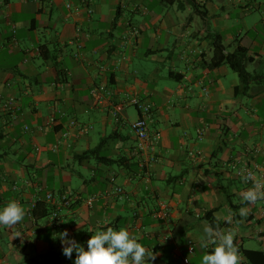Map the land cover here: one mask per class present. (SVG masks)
Instances as JSON below:
<instances>
[{"label": "crops", "instance_id": "obj_1", "mask_svg": "<svg viewBox=\"0 0 264 264\" xmlns=\"http://www.w3.org/2000/svg\"><path fill=\"white\" fill-rule=\"evenodd\" d=\"M197 1L205 19L189 0H0V206L25 209L0 225V264H74L54 235L87 247L107 227L155 248L154 264H200L215 246L200 239L210 210L239 264L244 249L264 253V199H242L244 170L264 173V0ZM255 12L261 29L247 25ZM217 37L227 52L249 47L263 78L243 90L227 63L211 69ZM133 98L161 133L145 161ZM160 202L169 219L152 216Z\"/></svg>", "mask_w": 264, "mask_h": 264}, {"label": "clouds", "instance_id": "obj_2", "mask_svg": "<svg viewBox=\"0 0 264 264\" xmlns=\"http://www.w3.org/2000/svg\"><path fill=\"white\" fill-rule=\"evenodd\" d=\"M244 180H252L253 184L242 194L243 201L251 203L264 199V181L255 179L251 172ZM248 214L246 207L239 209L241 217ZM24 216V207L15 199L0 206V225H17ZM230 219L231 217L229 222ZM54 237L61 240L66 257L71 259L73 252L76 253L74 264H148L149 261L154 264L156 259V253L152 249L149 250L137 235L130 234L124 227L97 230L87 241V247L69 237L67 230ZM200 239L202 247L207 248L208 242L215 245L210 252L202 256L200 264H239V249L234 243L233 230L222 232L218 226L205 224Z\"/></svg>", "mask_w": 264, "mask_h": 264}, {"label": "trees", "instance_id": "obj_3", "mask_svg": "<svg viewBox=\"0 0 264 264\" xmlns=\"http://www.w3.org/2000/svg\"><path fill=\"white\" fill-rule=\"evenodd\" d=\"M165 1H167L169 3L175 2V0H165ZM189 1L191 2L195 12L200 14L203 17V19H205L206 12L200 9L199 2L197 0H189ZM218 38L219 37H217L216 41L214 42L213 57L210 60V62L208 63V65L211 69L219 66L222 63H227L235 72L238 73V75L240 77V81H241V84L239 86L243 90L247 89L249 84L252 83L253 81H258V80L263 78V76H261L259 74L251 73L246 67V64L248 62H251L254 60V56H252L249 53V47L241 45L240 43H238L233 51L227 52L226 46ZM100 86H102V85H97L95 87H100ZM97 151H98V148L94 149V150H90L87 153L80 155L79 158L91 157L92 155L96 154ZM104 161L114 162L115 160L104 159ZM64 195H67V197L64 198ZM53 197H54V195H53ZM61 200H62V203L65 205L71 204V197L68 194H63ZM67 200H70L69 204H66ZM37 204H38V202L34 206L36 207ZM55 208H56V206H55ZM55 208L53 209V207H52L51 213H52V215L57 214L54 217L59 218L58 209H55ZM213 211L214 210L208 211L206 213V217L209 219V221L213 225V227H216V226L219 227V223L213 217ZM33 214H34V212H33ZM243 253H244L245 257L247 258V261L250 264H264V253L262 251L244 249Z\"/></svg>", "mask_w": 264, "mask_h": 264}, {"label": "built area", "instance_id": "obj_4", "mask_svg": "<svg viewBox=\"0 0 264 264\" xmlns=\"http://www.w3.org/2000/svg\"><path fill=\"white\" fill-rule=\"evenodd\" d=\"M39 1V0H38ZM105 91L104 86L100 87H92L91 93L92 95L100 101L102 99V93ZM132 103L137 106V108L140 111V117L132 123V127L136 132L137 138H138V143H137V150L139 153L143 155V160H148V157L146 158L145 156H149L150 152L153 151L155 147L156 141H158L161 138V133L159 131H156L154 133H150V126L149 122L151 121V105L147 102L142 101L139 98H133ZM122 109V106L119 105L115 108L113 111V115L115 119L120 118V111ZM54 118L50 119V122H54ZM251 172L254 176L255 179L264 181V173H258L256 168H246L244 170L243 174V180L244 177ZM245 184L250 188L252 187L253 181H245ZM119 191H121L120 188H118ZM67 195H64V198H66ZM46 198L48 200L53 199V194L47 193ZM89 201H92V198L89 199ZM70 200L66 201V204H69ZM35 204L32 205L34 207ZM31 216H33L32 213H30ZM57 214L53 215L56 216ZM152 216L155 219H169L170 217V212L168 209V205L166 202H160L159 206L157 209H155L152 213ZM153 250L154 253H156L155 248H150L149 250ZM189 252L194 253V246L191 244L189 246Z\"/></svg>", "mask_w": 264, "mask_h": 264}, {"label": "rangeland", "instance_id": "obj_5", "mask_svg": "<svg viewBox=\"0 0 264 264\" xmlns=\"http://www.w3.org/2000/svg\"><path fill=\"white\" fill-rule=\"evenodd\" d=\"M262 15L258 12H255L253 14V16H251L250 18L247 19L248 23L247 25L250 27V28H253L254 26H257L258 29H261V23H260V19H261ZM238 27H241V26H245V24L243 22H238V23H235ZM252 64H249L248 66V70L249 71H252Z\"/></svg>", "mask_w": 264, "mask_h": 264}]
</instances>
